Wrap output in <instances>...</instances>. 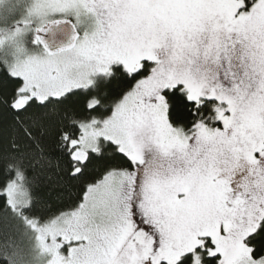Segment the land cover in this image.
Listing matches in <instances>:
<instances>
[{
	"label": "snow or ice",
	"instance_id": "1",
	"mask_svg": "<svg viewBox=\"0 0 264 264\" xmlns=\"http://www.w3.org/2000/svg\"><path fill=\"white\" fill-rule=\"evenodd\" d=\"M0 264H264V0H0Z\"/></svg>",
	"mask_w": 264,
	"mask_h": 264
}]
</instances>
